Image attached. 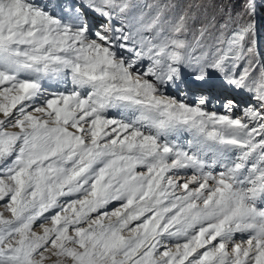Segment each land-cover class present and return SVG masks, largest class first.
<instances>
[{
  "label": "snow or ice",
  "instance_id": "obj_1",
  "mask_svg": "<svg viewBox=\"0 0 264 264\" xmlns=\"http://www.w3.org/2000/svg\"><path fill=\"white\" fill-rule=\"evenodd\" d=\"M262 16L0 0V264H264Z\"/></svg>",
  "mask_w": 264,
  "mask_h": 264
},
{
  "label": "rangeland",
  "instance_id": "obj_2",
  "mask_svg": "<svg viewBox=\"0 0 264 264\" xmlns=\"http://www.w3.org/2000/svg\"><path fill=\"white\" fill-rule=\"evenodd\" d=\"M258 44L261 45L260 48L258 47L259 50L261 51V53H264V16H262L260 21H259V32L257 35V45ZM169 94L170 95H177V90L170 89ZM237 99L243 103H246L250 99V97L242 95V96L237 97ZM216 110L222 111V109H220L219 103H216ZM115 114H116L115 110H112V112H110V115H115ZM0 203H2V202H0ZM0 211H3V208H0Z\"/></svg>",
  "mask_w": 264,
  "mask_h": 264
}]
</instances>
